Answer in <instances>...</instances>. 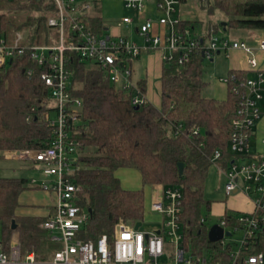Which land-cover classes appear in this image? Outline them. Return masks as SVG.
I'll use <instances>...</instances> for the list:
<instances>
[{
    "label": "trees",
    "instance_id": "trees-1",
    "mask_svg": "<svg viewBox=\"0 0 264 264\" xmlns=\"http://www.w3.org/2000/svg\"><path fill=\"white\" fill-rule=\"evenodd\" d=\"M207 8L210 14L215 9L225 14L226 31L264 30V0H214ZM55 9L53 0H0V34L14 26L32 43H52L56 36L48 18ZM22 12L29 13L20 22L10 16ZM89 25L95 32H105L100 15L91 16ZM218 25L214 23L211 28L217 31ZM185 26L194 28L195 24L180 23L181 28ZM66 57L71 91L82 99L80 120L73 125L72 135L81 142L79 168L73 180L82 185L79 203L90 212L83 227L84 238L111 236L120 221H144L150 194L145 188L151 192L158 185L179 187L183 193L180 220L185 245L212 261H229L234 243L224 245L208 239L212 202L205 198L204 189L214 152L221 150V159L229 154L238 101L230 86L224 100L203 94L208 82L203 77L204 59L198 53L185 65L164 61L161 106L147 102L136 108L133 90L111 83L108 72L96 62L83 59L75 51H67ZM28 67L36 69L32 76L24 70ZM233 73L237 77L248 75L244 70L229 71V75ZM40 75L41 67L25 55L15 56L0 67V243L8 247L13 232H18L23 253L35 252L38 259L47 260L61 247L41 227L54 208L45 215L36 214L26 211L29 206L22 202L26 191L46 190L32 186L29 178L4 176L1 165L3 151L45 148L55 138L42 118L49 89ZM137 84L146 91V78ZM27 162L37 167L38 163ZM180 163H184L182 176ZM123 169L137 170L142 186L124 187L118 174ZM238 215L228 211L222 220L234 227ZM13 220L16 229L12 228ZM257 250L264 251V239Z\"/></svg>",
    "mask_w": 264,
    "mask_h": 264
},
{
    "label": "built area",
    "instance_id": "built-area-1",
    "mask_svg": "<svg viewBox=\"0 0 264 264\" xmlns=\"http://www.w3.org/2000/svg\"><path fill=\"white\" fill-rule=\"evenodd\" d=\"M53 1L56 9L49 16L48 25L56 41L32 43L22 30H15L13 35L1 33L0 67L15 56L25 55L41 67L40 77L49 89L42 118L52 128L55 138L45 148L11 150L14 153L5 150L10 152L5 156L38 163L37 168L42 172L40 187L55 195L53 213L41 227L61 247L51 258L40 260L35 252L23 253L19 237L15 235L8 247L0 243V264H264V251L257 250L264 239V154L254 151L252 144L256 126L264 115V70L257 57L264 51V37H257L252 44L221 37L213 28L204 35H194L189 27L180 28L179 20L172 16L179 0H156L157 9L163 13L158 20L141 16L149 0H119L133 9L141 21L137 28L145 41L141 44L125 35L94 31L89 20L101 12L102 0ZM134 22L135 18L124 16L119 24L130 26ZM151 50H165L163 60L180 65L187 64L198 53H204V60H211L220 52L227 55L233 50H242L247 55L250 71L255 72L254 76L237 77L233 73L221 78L238 98L229 141L235 156L226 170L225 190L228 195L243 191L254 203L253 211L238 215L234 227L228 226L225 220L220 222L232 236L242 231V236L234 241L231 259L227 262L194 254L185 245L180 220L183 193L179 187L162 186L150 204V210L162 217L160 227L146 230L144 220L136 230L135 223L120 221L111 236L103 234L96 240L84 238L83 227L90 212L79 203L82 185L73 180L79 168L81 142L72 135L73 125L80 120L82 99L71 91L66 52L75 51L83 59L96 62L108 72L111 83L133 90L132 103L140 106L150 101L146 91L133 80L132 61ZM24 70L32 76L36 69ZM222 155L221 150H216L211 160L217 162ZM242 157L247 160L238 162ZM31 182L36 184L38 180L33 178ZM227 238L222 240L224 245L229 242Z\"/></svg>",
    "mask_w": 264,
    "mask_h": 264
},
{
    "label": "rangeland",
    "instance_id": "rangeland-1",
    "mask_svg": "<svg viewBox=\"0 0 264 264\" xmlns=\"http://www.w3.org/2000/svg\"><path fill=\"white\" fill-rule=\"evenodd\" d=\"M214 0H187L184 3H181V5H178L177 10L180 12L181 9H185L189 12V17L194 21L193 23L198 25L197 27V33L202 32L203 30V24L208 19L211 20L213 23L220 24L218 25V30L216 31L217 34L221 37L229 38V39H238V40H245L249 41L252 39H256L259 36L264 37V30H255V29H233L230 28L228 31H224V27L221 26L222 22H227L228 18L220 12L219 10L215 9L213 14L209 13L208 5L213 4ZM210 2V3H208ZM151 5V2L147 3V6ZM205 5V6H204ZM102 6V13L103 18L105 21L106 26H109L110 29L118 28V25L123 17L124 14L128 15H134V17L137 19V15L132 13L133 11L128 10L124 7L123 3L119 0H102L101 2ZM146 9L144 12L141 13L142 17H146L149 15V12ZM29 12H22V13H11L10 16L14 18L15 22H20L21 19L24 18V16ZM176 16V15H175ZM150 17V16H149ZM15 27L11 26L8 29V33L10 35H13L15 32ZM134 38H138L136 34H133ZM229 58L226 57L224 53L216 54L215 61L210 60H204V66H203V77L205 81L208 82L207 87L204 89V95L207 97H213V96H219L223 94V96L226 94V88L225 85L223 86L222 83L219 81L221 77H228L229 75ZM138 72V70H137ZM154 92L156 94H159V84L158 82L155 84V87L153 88ZM217 91V94L215 93ZM215 94V95H213ZM156 98V97H155ZM11 151V150H9ZM8 152V151H6ZM6 152L3 151L2 154L4 155V159L1 161L2 165V174L7 177H26L32 180V178H36L38 182L36 184H32L33 186H38L42 179V172L39 168L31 166V163L23 160V159H5ZM10 153V152H8ZM11 153H14L11 151ZM11 158V157H10ZM13 158V157H12ZM119 177L121 178L122 184L126 188H131V186H142V180L139 176V173L135 169H123L118 172ZM127 174V179L126 175ZM125 175V176H124ZM227 182V177L224 171L220 170L218 164L215 162L214 164H211L206 182H205V189H204V195L206 199L213 200V201H224V203L229 206L231 203V198L234 196L232 193L231 195H228L225 190V184ZM163 185L155 186L154 189L156 191H159ZM139 187V188H140ZM33 190V193H35L37 190L40 189H31ZM147 193H151L148 188H145ZM47 196V201L49 205L53 208L54 202H55V195L54 193L50 191H45ZM151 195V194H150ZM239 195L241 193L239 192ZM150 201L149 199V206L147 210V215L145 217V222L143 225V228L153 229L157 228L159 224L158 214L154 213L150 210ZM41 209L43 211L45 210L43 206H41ZM48 209V211H50ZM53 211V210H52ZM157 214V215H156ZM214 220H209V224H212ZM161 224V223H160ZM19 237L18 232H13L12 238L14 236ZM242 236V231L235 232L232 237H229L226 239V241L234 243L235 240L240 238ZM191 250V248H190ZM166 260L167 258L164 257Z\"/></svg>",
    "mask_w": 264,
    "mask_h": 264
},
{
    "label": "crops",
    "instance_id": "crops-1",
    "mask_svg": "<svg viewBox=\"0 0 264 264\" xmlns=\"http://www.w3.org/2000/svg\"><path fill=\"white\" fill-rule=\"evenodd\" d=\"M186 1L187 0H185L184 2L182 0H179V3L175 6V11L172 14L173 18L178 19L180 23L185 22V21L194 22L189 17L188 11H186L185 9H181L179 12L177 10L178 5H181V3L185 4ZM149 2H151V5L147 6V9H148L147 11L149 12V15L146 17L150 16V18H153L154 20H158L163 15V13L157 9L156 0L147 1V3H149ZM124 7H125V5H124ZM125 8L133 11L132 13L136 14L133 9H130L127 7H125ZM99 15L102 17L105 31L111 32L112 34H115V35H125V36L131 38L132 40H134L138 43H141V44H143L145 42L143 37H141L139 35L138 29H137L139 27V23L141 21L136 19L134 17V15L133 16L128 15V14L123 15V17L129 16V17L135 18V22L132 25L124 26V25L119 24L118 28H115V29L114 28L110 29L109 26H106L104 18H103L102 7H101V12L99 13ZM180 23H179V27H180ZM203 25H204L203 26L204 28H203L202 32H200V33H197L198 25H196V24H195L194 28H190V27L189 28L191 29V31H193L194 35H204L206 33V31H208L211 27H213L214 23L208 19L206 22H204ZM185 27H188V26H185ZM159 28L160 27L157 24L156 25V31H158ZM133 34H136L138 36V38H134ZM248 42L254 44L255 40L252 39V40H249ZM164 53H165V50L146 51V52H143L138 58H136L132 61L133 80L135 82H138L141 79L146 78V95H147L149 101L151 103H153L154 105H156L157 107H160L161 102H162L161 76H162V68H163V62H164V60H163V54ZM221 53H223V52H220L217 54H221ZM224 54L226 55V53H224ZM226 57L229 58V64H230L229 71L230 70H244V71H247L248 75H250V76L255 75V72L250 71V69H249V65L247 63V55L244 51L233 50L230 53H228L226 55ZM257 57H258L259 62H260V67L264 70V51H260L257 54ZM210 61H215V57L213 59H211ZM137 70H138V72H137ZM221 78H223V77H221ZM221 78L219 79V81L222 83L223 86L225 85L226 94L224 96H223V94H221L220 97L219 96H213V97L216 99H219V100H224L227 98L229 86L223 80H221ZM157 82L159 84V94L158 95L153 90V88L155 87V84ZM215 93L217 94V91ZM213 95H215V94H213ZM263 109H264V105H263ZM263 138H264V115L262 116V118L258 122V124L256 126V133L252 137L253 150L259 151V152L264 154V144L262 143ZM234 156L235 155L233 153H231L230 148H229V154L224 155V157L222 159H220L216 162L218 164L220 170L224 171L225 174H226V170L228 169V166L231 163V160L233 159ZM5 159L9 160V159H15V158L5 157ZM245 159L247 160L246 157H242L241 159H239V161L237 159V161L240 162V161L245 160ZM214 163L215 162H213L212 164H214ZM125 175H126L125 179H127V174H125ZM139 176H140V173H139ZM140 178H141V176H140ZM139 187L138 186H131V188H129V189H137ZM239 192L241 193V195H239ZM158 193H159V191H156L154 189V187L151 189V193H150L151 195L149 194V199L151 198L150 204H151L152 200L156 197V195H158ZM233 194H234V196L231 198V201H230L231 204L229 206H227V204L224 203V201H213V200H211L212 203H211L210 211L208 214V220H214V222L212 224L220 223L222 218L224 217V215L228 211H232V212H235L238 214L248 213V212L253 211V209H254L253 199L248 194H246L243 191H235ZM22 202L29 206V208H27L26 211L31 212V213L45 215L48 213V209L51 208V205H49V203L47 201V196H46L45 191L39 192L37 190L35 193H33V190H28L24 193V195L22 197ZM41 206H43V208L45 209L44 211H43V209H41ZM157 216L159 219L158 227H160L162 217L159 214ZM212 224H208V227H210ZM208 227H207V231H208Z\"/></svg>",
    "mask_w": 264,
    "mask_h": 264
},
{
    "label": "water",
    "instance_id": "water-1",
    "mask_svg": "<svg viewBox=\"0 0 264 264\" xmlns=\"http://www.w3.org/2000/svg\"><path fill=\"white\" fill-rule=\"evenodd\" d=\"M222 26L224 27V31H226V26H227V22H222L221 23ZM202 57L204 59V53H202ZM136 108H139V106H136ZM184 172V163H180L179 164V173L180 176L183 175ZM143 222L142 221H137L135 223V229L137 230L138 228H140V226H142ZM12 228L16 229L17 225L16 222L13 220L12 222ZM160 232V231H158ZM208 239L211 242H218V241H222L224 240L225 236H232V232L230 230H225L224 226H222L220 223H214L212 224L210 227H208Z\"/></svg>",
    "mask_w": 264,
    "mask_h": 264
}]
</instances>
